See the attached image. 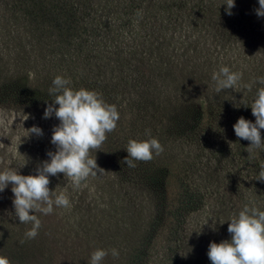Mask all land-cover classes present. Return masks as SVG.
<instances>
[{
    "label": "rangeland",
    "instance_id": "374dc122",
    "mask_svg": "<svg viewBox=\"0 0 264 264\" xmlns=\"http://www.w3.org/2000/svg\"><path fill=\"white\" fill-rule=\"evenodd\" d=\"M108 1L101 9L94 0H72L74 21L70 33L60 37L49 24H42L40 33L32 31L15 0H0V170L35 174L46 152L55 150L50 137L58 123L42 118L53 95L44 102L21 99L10 76L25 71L32 86L51 87L46 77L61 75L75 82L73 89L100 93L119 112L114 130L92 150L105 172L90 175L79 187L62 173L49 177V189L63 190L70 207L35 212L40 228L34 238L24 235L31 223H18L13 215L11 185L0 192V255L10 264H89L90 254L102 248L108 254L101 264L129 263L155 206L140 195L132 171L166 161L173 171V196L182 185L192 200L182 196L181 216L168 218L169 231L174 225L179 229L172 239L161 226L153 230L140 264H211L208 244L230 239L229 218L247 200L264 209V150L248 149L249 142L232 128L240 116L255 119L248 106L261 85L253 83L251 90L244 85L264 76V16L244 4H235L228 15L224 0ZM224 65L239 71L241 79L236 89L217 93L211 74ZM112 76L124 85L110 87ZM80 77L92 81L82 83ZM188 98L202 111L187 110ZM33 125L42 129L41 136L28 133ZM149 137L162 151L127 167L128 140ZM189 232L190 255H176L173 247L185 248ZM112 248L118 256L111 255Z\"/></svg>",
    "mask_w": 264,
    "mask_h": 264
},
{
    "label": "clouds",
    "instance_id": "9594fccd",
    "mask_svg": "<svg viewBox=\"0 0 264 264\" xmlns=\"http://www.w3.org/2000/svg\"><path fill=\"white\" fill-rule=\"evenodd\" d=\"M257 3L259 6L254 10L255 14L257 17L264 16V0H257ZM222 4L225 13L231 15L235 0H224ZM211 79L215 82L214 90L219 93L236 89L241 73L224 65L213 71ZM253 83L261 85L256 88L248 106L255 119L252 121L240 116L232 128L236 137L249 142L248 149L264 150L260 131L264 129V76L255 77L244 88L251 90ZM70 84V78L61 75L52 79L48 91L54 98L46 104L42 113L44 119L55 117L58 120L51 129L50 137L55 150L46 152L48 158L40 162L35 174L22 175L18 168L0 170V192L11 185L13 215L18 223H31L24 234L29 239L34 238L40 228V219L35 212L47 215L54 206L70 207L63 190L57 192V187L49 189V177L62 173L64 178L70 179L73 187H79L90 175L105 172L97 165L92 150H98L106 139V133L114 130L119 112L116 105L106 102L100 93L84 88L73 89ZM27 131L35 136L43 134L36 125ZM124 150L127 153L123 158L124 164L135 167V162L148 161L154 154L158 155L162 146L154 137L139 141L129 139ZM260 179L264 180V173H261ZM227 232L230 239L209 242L206 255L211 264H264V209L245 204L229 218ZM107 254V250L97 248L90 254L89 264H101ZM111 255L118 256V250L112 248ZM0 264H10V260L0 255Z\"/></svg>",
    "mask_w": 264,
    "mask_h": 264
},
{
    "label": "trees",
    "instance_id": "16d2710c",
    "mask_svg": "<svg viewBox=\"0 0 264 264\" xmlns=\"http://www.w3.org/2000/svg\"><path fill=\"white\" fill-rule=\"evenodd\" d=\"M94 1L99 5L101 9L102 6L108 7L109 3L111 2L108 0ZM15 2L22 7L21 11L23 13L25 21L27 22V24L33 26L32 31L40 33V31L42 30V24H49L50 27L53 28L58 35H60V37L70 33L71 25L74 21L75 15L74 4L72 0H15ZM116 2L117 4H120L118 0H116ZM235 4H244V6L248 10L250 9L254 13V10L259 6L257 0H235ZM24 72L25 71L18 73L15 76H10L11 78H14L18 83L19 95L21 99L26 98V100H32L33 102L40 99L42 102H44L45 100H49L51 97L48 91L50 87L44 84H36L32 86L30 84L29 76ZM45 72L46 75H51V70ZM96 74L97 69L95 71V75ZM79 75L86 78L90 76V74L84 73H79ZM46 78L50 84L52 80H50V77ZM80 78L82 83L88 84L92 81V77L89 79H83L82 77ZM110 78L113 81V84L109 85L110 87H113L112 85H114V83L124 85V83H122V81L115 76H112ZM96 80L97 81L95 85L99 82L98 77H96ZM108 83L110 84L109 79ZM71 84L75 85V82L73 83L71 81ZM185 107L187 110H193L195 107H197L200 112L202 111V105H198L191 98L187 99ZM178 126L181 127L182 125L179 123ZM185 126L194 128V124L192 123H188ZM132 172L138 181L137 187L139 188L140 195L146 197L148 201H151V203L155 205L154 208L150 210V216L152 217L149 219V222L147 223L145 229H143L142 233L138 236L141 240L140 245L133 248L129 258L130 261L129 263L126 262V264H140L141 258L145 257L147 242L150 240H154L155 231L153 233V230H155V228L161 226L164 231L167 230V239L171 237V234L172 237L175 234H178L179 229L175 225V229L169 231L167 227L168 218L173 220L181 216L180 205H184L181 201L182 196L188 197L187 203H189L192 200L191 197L193 193L188 192L187 190L183 191L182 185H179L178 189L180 188V186L181 189L178 190L176 197L175 195L173 196L172 192L170 191V177L173 171L166 161L162 162L161 164H159L158 161L157 163H152L148 168L136 169ZM262 192V194L264 195V191ZM249 202L251 201L247 200L244 205L249 204ZM154 223H156V225H154ZM187 236L188 240L186 242L185 248L181 247L180 249H176L175 247H173L176 255L179 256L181 254H184L185 252H188V254L190 255V232L187 233ZM167 251L173 253L170 249H167L166 252Z\"/></svg>",
    "mask_w": 264,
    "mask_h": 264
}]
</instances>
